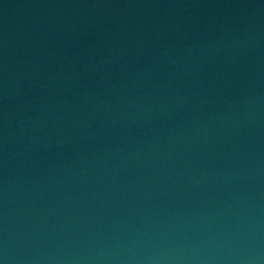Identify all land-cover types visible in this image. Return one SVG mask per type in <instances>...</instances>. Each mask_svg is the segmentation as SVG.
Returning a JSON list of instances; mask_svg holds the SVG:
<instances>
[{
    "label": "water",
    "instance_id": "obj_1",
    "mask_svg": "<svg viewBox=\"0 0 264 264\" xmlns=\"http://www.w3.org/2000/svg\"><path fill=\"white\" fill-rule=\"evenodd\" d=\"M0 264H264V0H0Z\"/></svg>",
    "mask_w": 264,
    "mask_h": 264
}]
</instances>
